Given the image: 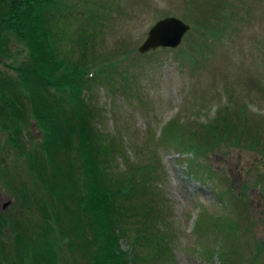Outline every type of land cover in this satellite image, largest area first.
I'll list each match as a JSON object with an SVG mask.
<instances>
[{"label":"rangeland","instance_id":"1","mask_svg":"<svg viewBox=\"0 0 264 264\" xmlns=\"http://www.w3.org/2000/svg\"><path fill=\"white\" fill-rule=\"evenodd\" d=\"M58 5L67 11L52 12L51 42L59 56H72L78 66L82 58L91 67L86 97L92 122L119 149L111 172L156 160L151 189L174 238L173 255L150 264H264V0H59ZM168 17L182 20L191 32L176 50L140 54L150 29ZM225 23L229 28L221 38L209 34L225 30ZM6 34L11 58L0 57V72L13 76L10 68L27 63L29 55ZM29 104L23 101L26 115ZM219 114L229 115L231 131L208 128ZM169 121L196 133L203 149L199 161L214 174L211 181L192 177L193 156L164 145ZM43 136L32 116L20 121L0 115V247L8 263L18 238L13 227L28 219L26 204L46 198L35 168ZM23 193L30 195L28 203ZM39 219L34 206L29 220ZM130 236L128 230L120 250L128 249Z\"/></svg>","mask_w":264,"mask_h":264},{"label":"trees","instance_id":"2","mask_svg":"<svg viewBox=\"0 0 264 264\" xmlns=\"http://www.w3.org/2000/svg\"><path fill=\"white\" fill-rule=\"evenodd\" d=\"M58 1L0 0V50L4 53L0 57L11 58L9 32L29 55L27 63L18 64L16 70L10 68L16 75L0 72V115L20 121L32 116L43 133L45 143L36 153L35 168L36 184L42 185L47 198L36 197L37 223L29 220L34 206L26 204L28 219L13 227L18 234L15 257L8 263L0 247V264H150L168 259L173 255L174 237L155 200L158 195L151 189L159 171L156 160L128 166L121 174L111 172L110 161L118 145L105 142L92 122L86 97L93 80L91 67L82 58L78 66L72 56H59L51 42L52 12L67 11ZM223 26L225 30L200 31L219 37L229 28L228 23ZM81 35H88L87 31ZM24 100L31 103L28 115ZM219 115L208 128L231 131L229 115ZM164 128V145L196 161L189 165L192 177L211 181L214 174L199 161L203 149L194 140L196 133L170 121ZM15 129L24 138L21 127ZM22 197L28 203L30 195L23 193ZM60 208H64V222L57 215ZM128 230V249L122 251L119 241Z\"/></svg>","mask_w":264,"mask_h":264},{"label":"water","instance_id":"3","mask_svg":"<svg viewBox=\"0 0 264 264\" xmlns=\"http://www.w3.org/2000/svg\"><path fill=\"white\" fill-rule=\"evenodd\" d=\"M189 30L190 28L178 19L161 20L149 31L146 41L138 52L146 54L158 48L176 49Z\"/></svg>","mask_w":264,"mask_h":264}]
</instances>
